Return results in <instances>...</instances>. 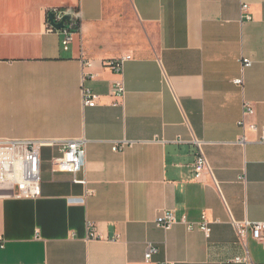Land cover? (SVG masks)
I'll list each match as a JSON object with an SVG mask.
<instances>
[{
	"label": "crops",
	"instance_id": "0c3cea01",
	"mask_svg": "<svg viewBox=\"0 0 264 264\" xmlns=\"http://www.w3.org/2000/svg\"><path fill=\"white\" fill-rule=\"evenodd\" d=\"M54 9L78 14L67 51ZM127 56L119 74L106 65ZM245 103L246 126L264 128V0H0V140L83 139L87 181L52 173L58 147L44 145L38 198L0 186V264H234L233 222H264V145L239 126ZM194 139L212 177L194 179ZM163 211L177 221L168 231ZM203 217L209 237L181 222ZM246 248L264 264V242L249 234Z\"/></svg>",
	"mask_w": 264,
	"mask_h": 264
},
{
	"label": "built area",
	"instance_id": "2783aa9c",
	"mask_svg": "<svg viewBox=\"0 0 264 264\" xmlns=\"http://www.w3.org/2000/svg\"><path fill=\"white\" fill-rule=\"evenodd\" d=\"M241 11L247 20H250L248 15L247 5H242ZM50 14L53 15L55 23H59L63 17L69 15V20L65 21L63 27L56 31L49 23V30L55 31L61 36V48L67 51L73 41V36L79 33V18L77 11L59 10L54 9ZM131 57H121L119 59L107 61L106 65L115 73H121L123 64L130 60ZM89 66V62H84ZM242 68L250 66L248 60L242 61ZM84 82V79H83ZM233 83L237 86L243 85L242 78L235 79ZM124 94L122 83H118L114 87L113 95L117 98H121ZM82 103L85 107H95L98 103L99 96L92 93L90 90L81 88ZM243 118L239 122L241 128L248 127L251 132L258 135V139L255 143L264 145V128H258L255 125L246 126L245 118L253 115V109L245 103L243 105ZM248 141L246 137L242 135L236 141L237 145L244 147ZM193 144L196 149V154L193 161L194 179L200 180L204 175H210L211 169L204 152V147L207 143L193 140ZM44 145L58 147L59 155L51 159L50 169L52 173H69L73 176V183L87 186L86 179H78L77 175L84 169L85 160V146L86 141L69 140V141H56L46 142L39 140H0V186H8L11 188V196L16 199H36L40 196V151ZM128 145L127 142L113 145V151H122ZM215 183V181H214ZM92 191L87 190V194ZM176 218L173 211H163L155 220V223L161 229L168 231L175 223ZM181 222L190 231L193 229H199L204 233L206 237L210 234L209 222L203 217V220L198 224H192L185 222L184 219ZM233 226L236 232L237 240L244 249V253L240 256L232 259L234 264H253L246 248V239L250 234L251 237L258 242H264V222H248L241 223L233 222ZM89 227V238H96V231L91 226ZM157 253V250L148 245L144 252V259L149 262L153 255ZM172 264V263H163Z\"/></svg>",
	"mask_w": 264,
	"mask_h": 264
},
{
	"label": "water",
	"instance_id": "95a60500",
	"mask_svg": "<svg viewBox=\"0 0 264 264\" xmlns=\"http://www.w3.org/2000/svg\"><path fill=\"white\" fill-rule=\"evenodd\" d=\"M69 18H70V16L67 15V16L63 17L62 20L59 23H55L54 19H53V15L50 14L48 16V20H49L50 26L56 31L60 30L63 27V25H64L63 23L65 21L69 20Z\"/></svg>",
	"mask_w": 264,
	"mask_h": 264
}]
</instances>
